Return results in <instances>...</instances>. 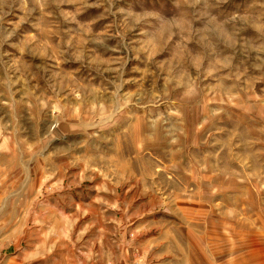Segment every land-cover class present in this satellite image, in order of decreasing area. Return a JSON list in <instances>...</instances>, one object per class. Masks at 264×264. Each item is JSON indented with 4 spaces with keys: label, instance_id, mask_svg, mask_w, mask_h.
Masks as SVG:
<instances>
[{
    "label": "rangeland",
    "instance_id": "rangeland-1",
    "mask_svg": "<svg viewBox=\"0 0 264 264\" xmlns=\"http://www.w3.org/2000/svg\"><path fill=\"white\" fill-rule=\"evenodd\" d=\"M0 264H264V0H0Z\"/></svg>",
    "mask_w": 264,
    "mask_h": 264
}]
</instances>
